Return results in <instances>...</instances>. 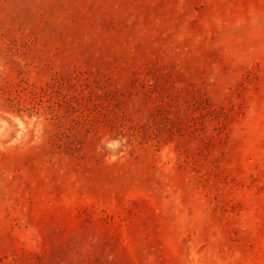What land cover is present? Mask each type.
Instances as JSON below:
<instances>
[{"label": "rangeland", "instance_id": "1", "mask_svg": "<svg viewBox=\"0 0 264 264\" xmlns=\"http://www.w3.org/2000/svg\"><path fill=\"white\" fill-rule=\"evenodd\" d=\"M0 264H264V0H0Z\"/></svg>", "mask_w": 264, "mask_h": 264}]
</instances>
